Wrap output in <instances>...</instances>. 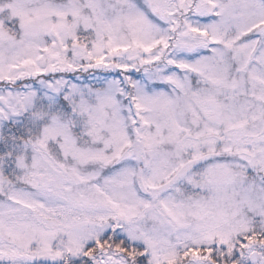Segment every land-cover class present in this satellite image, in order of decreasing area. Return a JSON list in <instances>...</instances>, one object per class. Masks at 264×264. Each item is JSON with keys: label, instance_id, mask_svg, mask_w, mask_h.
Segmentation results:
<instances>
[{"label": "snow or ice", "instance_id": "obj_1", "mask_svg": "<svg viewBox=\"0 0 264 264\" xmlns=\"http://www.w3.org/2000/svg\"><path fill=\"white\" fill-rule=\"evenodd\" d=\"M0 264H264V0H0Z\"/></svg>", "mask_w": 264, "mask_h": 264}]
</instances>
